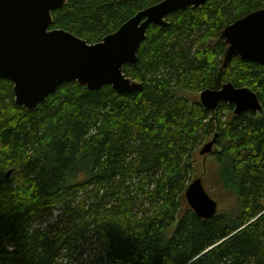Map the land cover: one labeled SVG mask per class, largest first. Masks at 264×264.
<instances>
[{"label":"trees","instance_id":"1","mask_svg":"<svg viewBox=\"0 0 264 264\" xmlns=\"http://www.w3.org/2000/svg\"><path fill=\"white\" fill-rule=\"evenodd\" d=\"M162 1L68 0L52 29L97 44ZM262 9L209 0L150 25L137 63L124 66L141 85L132 94L67 82L29 111L0 79V264H56L64 251L89 264L82 241L99 246L91 264H264V65L237 57L223 69L221 38ZM227 83L251 89L262 111L236 116L223 102L210 112L187 95ZM216 135L212 156L239 212L204 220L185 193L195 152Z\"/></svg>","mask_w":264,"mask_h":264},{"label":"water","instance_id":"2","mask_svg":"<svg viewBox=\"0 0 264 264\" xmlns=\"http://www.w3.org/2000/svg\"><path fill=\"white\" fill-rule=\"evenodd\" d=\"M68 0H0V79L14 85L16 104L34 111L67 82L90 91L112 86L119 94H132L141 85L124 74V66L135 65L150 25L167 26V17L178 10L201 8L209 0H164L126 22L102 42L89 44L63 29H52L53 13ZM228 47L223 69L234 58L264 65V9L228 26L221 35ZM233 108L234 115L258 113L263 106L249 88L232 83L220 90H205L200 103L215 112L221 103ZM215 139L200 155H212ZM185 198L198 218L213 219L218 203L205 190L202 180L193 181Z\"/></svg>","mask_w":264,"mask_h":264},{"label":"rangeland","instance_id":"3","mask_svg":"<svg viewBox=\"0 0 264 264\" xmlns=\"http://www.w3.org/2000/svg\"><path fill=\"white\" fill-rule=\"evenodd\" d=\"M187 95L191 98V100L198 99L200 101V93H193V94L187 93ZM232 114L234 115V111L232 112ZM232 114L230 112H226L223 121L226 122L231 120ZM212 140L213 138L211 139L209 138L207 142L205 141L206 143H204V145L211 142ZM203 146L201 147V150ZM199 149L195 152L193 156L194 173L192 175L193 179L191 183L197 179H201L207 193L210 195L212 199H214L218 203V214L227 213L230 216H235L239 212V204L235 192L232 189L226 188L225 185L223 184V181L220 177L222 171L220 165L216 162V159L212 155L206 157L200 156ZM214 150L216 151V149ZM59 216H60V212L54 211L52 215L48 216V218L43 220L42 222L43 227L52 225L55 222H57ZM82 243L86 244V250L80 262L85 260L84 258L86 254L94 255L93 253L99 252L98 244L96 246L92 243H88V242L86 243L85 241H82Z\"/></svg>","mask_w":264,"mask_h":264},{"label":"clouds","instance_id":"4","mask_svg":"<svg viewBox=\"0 0 264 264\" xmlns=\"http://www.w3.org/2000/svg\"><path fill=\"white\" fill-rule=\"evenodd\" d=\"M5 247L7 248V250L9 252L13 251L15 248V245L12 243H8L7 239L5 240ZM86 261H89V264H91V261L94 259L93 256H90L88 254H86L85 258ZM56 264H69L68 260H67V252L64 251L62 252L61 256L57 258L56 260Z\"/></svg>","mask_w":264,"mask_h":264},{"label":"flooded vegetation","instance_id":"5","mask_svg":"<svg viewBox=\"0 0 264 264\" xmlns=\"http://www.w3.org/2000/svg\"><path fill=\"white\" fill-rule=\"evenodd\" d=\"M263 10V9H262ZM259 11V10H258ZM254 13V12H253ZM252 14V13H251ZM250 15V14H249ZM248 16V15H247ZM245 18V17H244ZM239 21V20H238ZM237 22V21H236ZM225 41V40H224ZM228 48V47H227ZM239 58V57H238ZM224 86V85H223ZM222 89V88H221Z\"/></svg>","mask_w":264,"mask_h":264},{"label":"bare ground","instance_id":"6","mask_svg":"<svg viewBox=\"0 0 264 264\" xmlns=\"http://www.w3.org/2000/svg\"><path fill=\"white\" fill-rule=\"evenodd\" d=\"M81 88H83V87H81ZM128 95V94H127Z\"/></svg>","mask_w":264,"mask_h":264}]
</instances>
